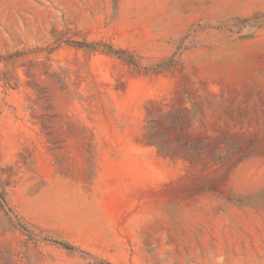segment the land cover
Listing matches in <instances>:
<instances>
[{"label": "rangeland", "instance_id": "374dc122", "mask_svg": "<svg viewBox=\"0 0 264 264\" xmlns=\"http://www.w3.org/2000/svg\"><path fill=\"white\" fill-rule=\"evenodd\" d=\"M0 264H264V0H0Z\"/></svg>", "mask_w": 264, "mask_h": 264}]
</instances>
